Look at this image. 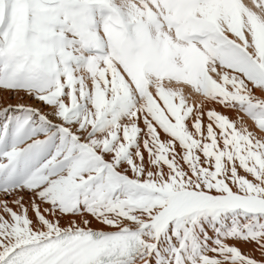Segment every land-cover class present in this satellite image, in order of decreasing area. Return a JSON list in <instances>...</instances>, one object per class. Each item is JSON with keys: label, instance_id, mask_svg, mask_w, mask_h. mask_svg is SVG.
<instances>
[{"label": "snow or ice", "instance_id": "6c2138e0", "mask_svg": "<svg viewBox=\"0 0 264 264\" xmlns=\"http://www.w3.org/2000/svg\"><path fill=\"white\" fill-rule=\"evenodd\" d=\"M0 264H264V0H0Z\"/></svg>", "mask_w": 264, "mask_h": 264}, {"label": "bare ground", "instance_id": "6f19581e", "mask_svg": "<svg viewBox=\"0 0 264 264\" xmlns=\"http://www.w3.org/2000/svg\"><path fill=\"white\" fill-rule=\"evenodd\" d=\"M241 248H242L243 251H246V252H251L252 251V247L250 245H241Z\"/></svg>", "mask_w": 264, "mask_h": 264}]
</instances>
